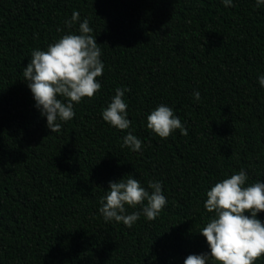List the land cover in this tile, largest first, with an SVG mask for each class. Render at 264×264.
<instances>
[{
	"label": "trees",
	"instance_id": "16d2710c",
	"mask_svg": "<svg viewBox=\"0 0 264 264\" xmlns=\"http://www.w3.org/2000/svg\"><path fill=\"white\" fill-rule=\"evenodd\" d=\"M73 11L80 19L68 28ZM85 18L102 53L101 89L51 133L23 69ZM260 75L264 5L255 0H0V264H184L209 251L199 234L214 215L206 192L241 169L245 186L264 183ZM117 88L130 89L126 130L102 119ZM162 104L187 135L147 128ZM129 132L139 151L122 147ZM129 176L149 192L161 182L167 199L156 219L141 212L131 228L99 212L109 182Z\"/></svg>",
	"mask_w": 264,
	"mask_h": 264
},
{
	"label": "clouds",
	"instance_id": "9594fccd",
	"mask_svg": "<svg viewBox=\"0 0 264 264\" xmlns=\"http://www.w3.org/2000/svg\"><path fill=\"white\" fill-rule=\"evenodd\" d=\"M232 2L222 0L225 7L232 6ZM255 4L256 7L264 5V0H255ZM79 19L80 13L73 11L66 27L71 28ZM92 32L85 18L79 23V34H65L49 44L47 50L34 49L23 69L34 106L46 118L51 133L61 130L58 120L66 122L75 116L74 103H80L83 98L91 99L101 89L97 78L103 75L104 64ZM258 82L264 86V75L258 77ZM126 91L130 89L117 88L115 96L102 111V119L119 130L129 129L131 124L127 118L128 105L123 99ZM193 96L200 100L199 91ZM147 128L160 138H168L177 129L187 135L180 119L163 104L147 116ZM122 147L139 151L142 142L129 132L123 137ZM247 180L246 172L241 169L206 192L204 208L214 215L199 234L205 238L209 251L188 255L184 264H209V261L212 264H256L264 258V222L257 218L258 213L264 212V183L258 181L245 186ZM148 189L152 191L146 190L131 176L127 180L110 181L108 191L99 200V212L105 222H123L131 228L141 212L148 220L156 219L167 199L162 193L161 182L149 181ZM138 205H142L141 211L126 214V206L136 208Z\"/></svg>",
	"mask_w": 264,
	"mask_h": 264
}]
</instances>
